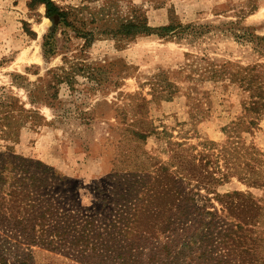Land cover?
I'll return each instance as SVG.
<instances>
[{
	"label": "rangeland",
	"instance_id": "obj_1",
	"mask_svg": "<svg viewBox=\"0 0 264 264\" xmlns=\"http://www.w3.org/2000/svg\"><path fill=\"white\" fill-rule=\"evenodd\" d=\"M52 1L64 21L33 0H0V154L63 177L48 194L79 224L94 220L101 246L82 259L1 220L0 264H88L89 256L90 264H131L125 254L155 264L149 258L169 235L130 248L113 215L125 190L137 200L161 166L197 170L183 182L223 230L237 221L215 194L251 195L263 208L264 240V111L249 110L253 74L264 90V0ZM144 23L171 25L172 35H140ZM192 233L181 234L178 251ZM196 244L185 253L198 255Z\"/></svg>",
	"mask_w": 264,
	"mask_h": 264
},
{
	"label": "trees",
	"instance_id": "obj_2",
	"mask_svg": "<svg viewBox=\"0 0 264 264\" xmlns=\"http://www.w3.org/2000/svg\"><path fill=\"white\" fill-rule=\"evenodd\" d=\"M33 5L45 6L48 18L64 21L65 13L52 0H33ZM153 31L158 37L165 38L172 35L173 28L170 25L152 30L144 23L138 34L151 36ZM259 43L264 44V39H259ZM250 70L257 72L255 67ZM256 75L253 74V80L249 82L253 92L249 110L259 115L264 111V90L258 86L261 80ZM192 171L193 173L189 170L186 175H179L168 167L161 166L153 177H149V185L137 200H134L132 187L125 190V204L115 211L113 218L119 224H124L133 238L131 244H128L130 248H143L144 243L150 244L159 241L162 235L164 238L169 235L165 242L159 244L161 246L157 255L149 258L153 263L177 264L183 260V264H264V240L257 234L263 208L251 195L239 192L222 195L214 193L223 210L237 221L232 225H224L228 227L223 230L216 213L196 207L194 192L183 182L188 177L196 178L192 175L197 170L192 167ZM128 177L130 175L125 176V180H129ZM199 177H203V174ZM207 178L208 176L203 177ZM54 179L58 182L66 181L42 163L0 154V221L14 220L21 227V235L38 236L43 245L55 251L69 245L85 259V252H94L101 246L96 239L99 237L98 227L95 228V221L89 219L79 224L76 217L64 211L65 208H62L55 194H48L47 187ZM198 181L200 186L202 180L199 178ZM134 185L139 188L137 183ZM211 187L209 185V191ZM38 189L42 191L39 192ZM192 212L199 215L192 217ZM77 226L82 227L79 232ZM219 229L220 236L211 238L217 234L215 230ZM190 233L194 235L186 237L178 251V238L181 234ZM95 243L99 244L96 246ZM196 243L199 245L196 249L199 254L195 250L186 254L185 251L191 250ZM131 256L125 254L124 259L129 258L132 264ZM91 261H94L93 257L89 256L87 263L90 264Z\"/></svg>",
	"mask_w": 264,
	"mask_h": 264
}]
</instances>
